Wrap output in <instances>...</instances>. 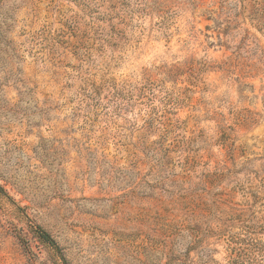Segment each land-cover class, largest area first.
I'll use <instances>...</instances> for the list:
<instances>
[{
  "label": "rangeland",
  "instance_id": "374dc122",
  "mask_svg": "<svg viewBox=\"0 0 264 264\" xmlns=\"http://www.w3.org/2000/svg\"><path fill=\"white\" fill-rule=\"evenodd\" d=\"M0 190V264L261 258L264 0H0Z\"/></svg>",
  "mask_w": 264,
  "mask_h": 264
},
{
  "label": "trees",
  "instance_id": "16d2710c",
  "mask_svg": "<svg viewBox=\"0 0 264 264\" xmlns=\"http://www.w3.org/2000/svg\"><path fill=\"white\" fill-rule=\"evenodd\" d=\"M30 226L32 228L34 236L39 242L49 246L56 253H60V255H62L56 241L45 229H43L38 224H32ZM249 239L250 242L246 244L242 256L245 264H264V254H261V258L258 257V254L261 253L260 250H262L261 245L254 238L250 237Z\"/></svg>",
  "mask_w": 264,
  "mask_h": 264
}]
</instances>
